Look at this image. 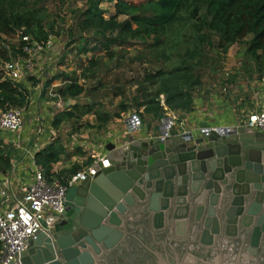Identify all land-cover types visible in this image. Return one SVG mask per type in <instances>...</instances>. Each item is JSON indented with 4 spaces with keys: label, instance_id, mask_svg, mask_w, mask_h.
Segmentation results:
<instances>
[{
    "label": "water",
    "instance_id": "obj_1",
    "mask_svg": "<svg viewBox=\"0 0 264 264\" xmlns=\"http://www.w3.org/2000/svg\"><path fill=\"white\" fill-rule=\"evenodd\" d=\"M140 127L106 144L111 165L97 163L91 180L70 187L63 212L44 218L9 264H104L113 251L110 264H129L144 249L163 261L157 248L166 242L156 237L163 229L171 241L188 227L208 246L220 227L227 234L251 227V243L264 240L263 132L204 127L164 137L159 125L151 136L134 135Z\"/></svg>",
    "mask_w": 264,
    "mask_h": 264
},
{
    "label": "trees",
    "instance_id": "obj_2",
    "mask_svg": "<svg viewBox=\"0 0 264 264\" xmlns=\"http://www.w3.org/2000/svg\"><path fill=\"white\" fill-rule=\"evenodd\" d=\"M102 1L113 6V13L109 17H105L98 7ZM12 5H0V58L3 60L8 59V52L1 46L2 34L10 36L16 31L29 34L34 40H45L53 30V24L45 28L41 18L33 12L24 9L15 11ZM202 8L204 12H201ZM78 28L80 33L90 31L93 36L102 38L101 45L106 48L109 45L117 47L132 45L133 42H151L150 45L164 50H174L184 37V31L188 28L192 30V43L182 56L187 57L189 63L185 59L170 70L160 68L153 74L142 73L140 83L145 90L147 83L156 80L160 84L153 96L145 95V100L136 103L137 108L144 105L145 113L162 110L158 101L160 94L164 95L165 105L169 109L187 111L190 108L192 98L187 88L200 84L199 75L194 74L199 69L195 67L194 70L193 65L204 56L205 46L211 44V35L218 37L217 47L223 53L232 44L245 40V55L258 70L264 68V0H91L80 13ZM166 55L169 53L166 52ZM107 56L113 59L114 51L107 53ZM89 63L91 67L97 64L96 61ZM29 78L33 84L38 83L34 77ZM57 80L60 82L52 91L62 101L84 93L85 88L77 79L63 73L46 80L44 87ZM184 81L185 84H182ZM183 86H186V91ZM28 93L20 83L5 78L0 70V109L24 105ZM122 108L125 110L126 106L122 105ZM64 114L70 115V112L65 111ZM115 116L119 118V113ZM99 119L105 121L101 117ZM61 120L56 115L53 125H58ZM49 149L38 155V162L47 166L58 160V150Z\"/></svg>",
    "mask_w": 264,
    "mask_h": 264
},
{
    "label": "crops",
    "instance_id": "obj_3",
    "mask_svg": "<svg viewBox=\"0 0 264 264\" xmlns=\"http://www.w3.org/2000/svg\"><path fill=\"white\" fill-rule=\"evenodd\" d=\"M241 56L249 63L250 58L245 55V51H242ZM250 62L247 65L226 66V78L222 82L201 88L198 91L201 95L192 99L193 106L185 111L184 118L178 117L174 121L173 131L198 134L204 127L243 126L250 112L264 109V68L260 71L252 60ZM32 75L15 81L29 92L26 103L22 105L24 114L21 128L14 133L0 129V188L6 192V197L2 199L8 204L22 197L24 188L33 180L37 168L65 182L72 171L96 162L98 157L106 154V144L116 141L125 133L123 118L134 112L126 110L119 113L118 108L115 111L114 108H104L94 96L89 99L87 96L80 97L84 93L62 101L60 107L56 105L54 97H46L49 87L51 90V86L55 87L59 83L44 87V79L41 78V81L38 78L40 73H36L34 78L38 83L33 84L29 78ZM199 82L195 86H201L202 81ZM155 84L147 83V91ZM65 111L70 112V115H65ZM169 112L174 114L168 108L145 113L144 105L140 106L134 113L140 118L141 127L133 134L144 132L153 135ZM117 113L119 118L115 116ZM56 115L62 120L55 126L53 120ZM99 117L105 121L102 122ZM48 147L49 151L58 150V160L49 166L38 162V155L47 152ZM151 226L154 230L161 229L152 225V217Z\"/></svg>",
    "mask_w": 264,
    "mask_h": 264
},
{
    "label": "rangeland",
    "instance_id": "obj_4",
    "mask_svg": "<svg viewBox=\"0 0 264 264\" xmlns=\"http://www.w3.org/2000/svg\"><path fill=\"white\" fill-rule=\"evenodd\" d=\"M89 1L91 0H0V5L10 3L13 4L12 7L15 11L30 10L41 18L45 28L47 25L53 24V30L49 34L53 36L54 41L41 55L42 58L50 62L40 70V76L38 77L40 80L41 78L44 79L43 82L45 83L46 80L63 73L71 79H77L79 83L85 86L86 91L80 97L87 96V99H89L94 96L97 101L104 105V108H114L113 111L118 108L120 109L119 113L126 110L135 112L138 109L136 103L142 100L145 95L153 96L160 86L159 82L155 80L156 84L151 87V90L147 91V88L145 90L140 83L142 73L153 74L160 68L170 70L172 67L180 65L181 61L185 59L189 63V59L182 56L185 49L192 43V30L188 28L184 31V37L174 50L159 49L154 45H150L151 42H148L150 44L133 42L132 45L123 44L117 47L109 45L106 48V46L101 45L102 38L93 36L90 31L83 33L79 31L80 13ZM98 7L105 17H109L113 13V6L109 2L102 1ZM201 12H204V8ZM120 19H123V17H120ZM18 34L19 32L15 31L10 36L5 34L1 36V46L5 48L8 46V60L21 55L15 48ZM217 38L211 35V44L205 46L204 56L193 65L194 70L195 67L199 69L194 74L195 76L199 75L202 83L199 87L187 88L190 90L192 99L201 95L198 92L201 88L205 89L207 86L218 85L222 82L226 78L224 74L226 66H240L251 63V59L248 58L249 63H246L241 56L242 51H245V40L232 44L227 52L223 53L217 47ZM116 44L118 45V42ZM96 46L99 48L96 49ZM4 47L3 49H5ZM13 49H15L14 52ZM110 51H114L113 59L107 56ZM166 52L169 55H166ZM52 54L53 57L49 59L48 57ZM90 61H96L97 64L93 67L88 66ZM3 62L4 60L0 58V68ZM59 82L60 80H57L52 85ZM182 84H185V81ZM137 85H139L138 88ZM52 87L54 88V86ZM183 90L186 91V86H183ZM212 92L214 93L215 90L212 89ZM48 93H51L50 87ZM46 97H50V95L48 94ZM159 98L165 104L164 95L158 96ZM121 105L127 108L122 110ZM192 106L191 103L190 108ZM169 110L174 112L175 118H184V110Z\"/></svg>",
    "mask_w": 264,
    "mask_h": 264
},
{
    "label": "built area",
    "instance_id": "obj_5",
    "mask_svg": "<svg viewBox=\"0 0 264 264\" xmlns=\"http://www.w3.org/2000/svg\"><path fill=\"white\" fill-rule=\"evenodd\" d=\"M17 37L15 48L21 55L11 60H4L0 68L5 78L11 81L40 73L45 65L44 62H49L41 55L54 41L51 34H48L45 40H34L28 34H18ZM5 50L8 52V46ZM50 92V97H54L56 105L61 107L62 100L53 91ZM158 101L165 109L162 99L159 98ZM23 114V106L0 109V129L11 133L17 132L22 126ZM175 120L171 112L166 113L162 118L160 127L165 132L164 137L172 131ZM123 123L125 129L129 131L141 126L140 118L134 112L127 114L123 118ZM236 127H247L264 133V109L250 112L244 125ZM97 163L101 168L111 165L108 158L102 155L93 164L77 169L67 176L65 183L47 176L43 169L37 168L33 180L24 188L22 197L11 204L4 202L2 198L6 197V192L0 188V264H9L19 257L27 248L28 242L34 239L36 232L41 229V221L44 218L63 212L67 190L91 180L97 174Z\"/></svg>",
    "mask_w": 264,
    "mask_h": 264
},
{
    "label": "flooded vegetation",
    "instance_id": "obj_6",
    "mask_svg": "<svg viewBox=\"0 0 264 264\" xmlns=\"http://www.w3.org/2000/svg\"><path fill=\"white\" fill-rule=\"evenodd\" d=\"M205 229L211 232L215 230V227ZM218 229L220 234L217 238H214L217 240L209 246L204 244L198 235H192L188 227H186L185 236L180 239H177L178 237L172 232L171 241L166 235L167 231L163 229L156 234L157 238L162 242H166L165 247L157 248L158 253L162 254L163 261L144 249L139 251L129 264H160L161 262L163 264H182L180 261L183 260V257L184 264H264V240L261 239L262 235L255 245L251 243L253 234L251 227H236L234 230H228V234L221 227ZM147 235L150 238V235ZM147 235L144 242L149 247L152 239L149 240ZM206 241L207 239H205ZM114 254L113 251L108 257H105L104 264H110V261L114 260Z\"/></svg>",
    "mask_w": 264,
    "mask_h": 264
}]
</instances>
